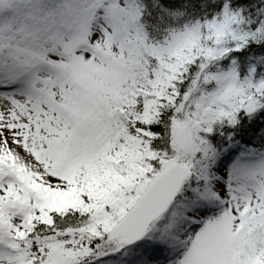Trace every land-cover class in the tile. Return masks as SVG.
<instances>
[{"label": "snow or ice", "instance_id": "1", "mask_svg": "<svg viewBox=\"0 0 264 264\" xmlns=\"http://www.w3.org/2000/svg\"><path fill=\"white\" fill-rule=\"evenodd\" d=\"M0 264H264V0H0Z\"/></svg>", "mask_w": 264, "mask_h": 264}]
</instances>
